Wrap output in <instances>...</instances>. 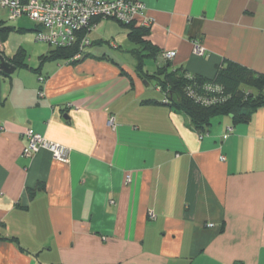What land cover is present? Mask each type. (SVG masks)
Instances as JSON below:
<instances>
[{
    "label": "crops",
    "instance_id": "obj_1",
    "mask_svg": "<svg viewBox=\"0 0 264 264\" xmlns=\"http://www.w3.org/2000/svg\"><path fill=\"white\" fill-rule=\"evenodd\" d=\"M136 1L135 27L158 50L147 74L153 61L206 79L224 62L264 75V0ZM37 30L0 6L2 56L26 65L0 71V264H264V106L201 136L138 76L116 20H92L78 59L44 60L53 48ZM26 129L67 162L22 157Z\"/></svg>",
    "mask_w": 264,
    "mask_h": 264
},
{
    "label": "trees",
    "instance_id": "obj_2",
    "mask_svg": "<svg viewBox=\"0 0 264 264\" xmlns=\"http://www.w3.org/2000/svg\"><path fill=\"white\" fill-rule=\"evenodd\" d=\"M119 23L128 29V39L137 47L129 53L136 60L138 76L154 80L155 87L164 96L163 104L189 119L193 129L201 136L209 129L213 119L229 117L233 125L244 124L264 106V75L229 62L219 66L212 79L189 75L182 69L171 71L167 63L151 75L147 74L144 70L145 60L153 59L158 54V50L147 40L149 33L135 27L136 22ZM77 49L76 45L53 49L44 60H70ZM9 62L17 68L26 66L18 53ZM210 85L213 90L206 89ZM216 88L219 91L216 92ZM43 190L44 187L39 185L29 190L28 194L32 198Z\"/></svg>",
    "mask_w": 264,
    "mask_h": 264
},
{
    "label": "built area",
    "instance_id": "obj_3",
    "mask_svg": "<svg viewBox=\"0 0 264 264\" xmlns=\"http://www.w3.org/2000/svg\"><path fill=\"white\" fill-rule=\"evenodd\" d=\"M0 6L7 10L8 20L16 21L22 17L29 18L38 26L34 40L53 49L71 48L77 46L78 51L73 59H78L83 49L90 43L85 33L88 31L93 19H113L123 24L136 22L143 16L144 6L136 0H53L49 2H38L37 0H0ZM150 25L145 21L143 26ZM195 56H203L204 48L198 43L194 45ZM174 52L163 53L165 60H171ZM40 84L45 78L39 77ZM207 90L213 87L207 86ZM219 91L216 88V92ZM41 95V93H39ZM109 127H114V118H108ZM232 131L227 129L224 138ZM27 144L22 151V157L30 158L41 150L47 151L53 159L59 162H67V148L57 143L44 139L30 129L24 132ZM223 160V158H222ZM129 181V178H127ZM149 219H154L149 214Z\"/></svg>",
    "mask_w": 264,
    "mask_h": 264
},
{
    "label": "rangeland",
    "instance_id": "obj_4",
    "mask_svg": "<svg viewBox=\"0 0 264 264\" xmlns=\"http://www.w3.org/2000/svg\"><path fill=\"white\" fill-rule=\"evenodd\" d=\"M50 48V47H49ZM137 47L136 46H134V44L132 45V44H129V47H128V49H136ZM123 54V53H122ZM123 60H124V63L126 64V66L128 67V68H132L134 65H135V60L131 57V55L130 54H127V53H125L124 54V56H123ZM147 64H149L148 66H150V68H149V70L151 69V73H154L155 71H156V68L157 67H155V66H153L154 65V62L153 61H149ZM147 66V67H148ZM149 88H150V90L152 91V92H154V90H155V86H156V83H155V81L154 80H152V81H149ZM159 93V92H158ZM159 96L161 97V99H162V94H160L159 93ZM215 119H213L212 121H211V124H212V122L214 121Z\"/></svg>",
    "mask_w": 264,
    "mask_h": 264
},
{
    "label": "water",
    "instance_id": "obj_5",
    "mask_svg": "<svg viewBox=\"0 0 264 264\" xmlns=\"http://www.w3.org/2000/svg\"><path fill=\"white\" fill-rule=\"evenodd\" d=\"M3 52L4 49L0 41V71L6 75H11L15 71V67L5 61L2 56Z\"/></svg>",
    "mask_w": 264,
    "mask_h": 264
}]
</instances>
